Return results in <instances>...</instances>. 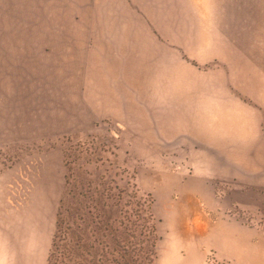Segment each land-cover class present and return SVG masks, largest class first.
<instances>
[{
  "label": "rangeland",
  "instance_id": "374dc122",
  "mask_svg": "<svg viewBox=\"0 0 264 264\" xmlns=\"http://www.w3.org/2000/svg\"><path fill=\"white\" fill-rule=\"evenodd\" d=\"M129 5L0 0L2 264H70L74 221L85 264H264L263 163L243 161L242 127L219 112L262 69L264 0H218L216 18L178 1ZM226 125L234 161L200 163L225 154L206 145ZM200 167L217 174L203 195ZM232 226L249 237L244 263L207 241Z\"/></svg>",
  "mask_w": 264,
  "mask_h": 264
},
{
  "label": "crops",
  "instance_id": "0c3cea01",
  "mask_svg": "<svg viewBox=\"0 0 264 264\" xmlns=\"http://www.w3.org/2000/svg\"><path fill=\"white\" fill-rule=\"evenodd\" d=\"M118 2H121L122 4H127V7L130 5L129 4H134V3H148V2H182L185 4L183 6V10L185 11H191V10H200L201 12L204 11V13H209L210 18H216L217 17V2L218 0H115ZM232 1V0H226ZM208 3V4H207ZM207 6V7H206ZM263 10H260L263 17H264V7L262 8ZM130 10H127V12ZM259 11V12H260ZM129 15L130 18H134L136 16H132V12ZM126 17L125 15L121 16H114L115 18V25L117 26V21L120 18ZM106 19V16H105ZM106 21V20H105ZM105 27L110 28L109 25L106 26L105 22ZM108 29H105V34H108ZM211 33L216 32V28L210 27L209 30ZM262 50V49H261ZM262 53L259 54V62L258 66L260 67L261 71L257 74H249L245 77L244 82L250 83V85L247 87V90L244 91L243 95L244 98L243 100H240L241 103H234V101H229L225 102L224 106L220 108L219 112L223 113V115L227 116L224 119L225 124L227 125H238L236 127L241 128L243 132V138L244 140V146L247 148L246 150V156L244 162H257V163H263L258 165V169L261 171H264V154L259 155L255 153V150H252V148L255 147H263L264 148V48L261 51ZM250 66H257L256 64H250ZM206 108H209L208 110H205L204 113H212L214 106L212 102L209 103V106ZM240 115V118L238 120H235L237 117H232V116H238ZM235 118V119H234ZM239 122L238 124H235ZM225 132L221 134L222 137L225 138V141L222 140V142H216V143H210V145H206L207 149L212 152L213 149H216L218 151L225 150V154H217L213 155L210 153L209 155L200 153L198 155V161L200 163H229L233 162L234 160L229 158L231 157L229 152V148L234 145V142L229 141L232 138L235 139V135L233 132H231L229 129H232V127H227ZM235 128V127H234ZM223 131V130H222ZM220 136V135H219ZM221 136L219 138H221ZM237 137H241L240 135H237ZM218 147V148H217ZM262 148L258 150V152H262ZM217 152V151H216ZM201 168V173L199 178H197L196 182L197 189L201 188L202 191L199 189V191H196V193L200 192L199 194L203 195L204 194V189H206L207 185L205 184L208 178H216V176H213L212 173H207L204 171L203 167ZM226 177L228 179H234L233 176L229 175L227 176V172L225 173ZM225 174L219 175L220 178L224 179L223 177ZM173 177V176H172ZM199 179V180H198ZM172 184H176V179H168L167 180V186L172 187ZM244 182V181H243ZM177 184H181V190L186 192V185H182V181L178 180ZM245 184V183H244ZM258 187L264 188V181L261 182L260 179L257 180ZM189 188V187H188ZM183 192V193H185ZM195 192V191H194ZM193 192L191 190H187V195L186 196H191ZM186 194V193H185ZM248 193H245L247 195ZM233 227H229V230H227L225 233L222 232L220 234H217L216 237L213 235L210 238V234L208 237L207 234V241L211 244L212 247L215 249L218 248L220 252L224 253L226 257H242V262L244 263V257L247 259L246 254L249 253V237H243V236H237L233 234ZM238 229V231H243V229L240 226L235 225V229ZM2 230V226L0 225V232ZM229 231V233H227ZM202 238V237H200ZM205 239L202 238L201 241L203 242ZM206 241V240H205ZM240 242L241 244H238ZM240 245V248L238 247ZM2 259V241L0 239V264ZM248 263V261H247Z\"/></svg>",
  "mask_w": 264,
  "mask_h": 264
},
{
  "label": "trees",
  "instance_id": "16d2710c",
  "mask_svg": "<svg viewBox=\"0 0 264 264\" xmlns=\"http://www.w3.org/2000/svg\"><path fill=\"white\" fill-rule=\"evenodd\" d=\"M119 197V202L122 201V197L121 196H118ZM137 213H140V215L138 214V219L139 220H144L143 219V214L141 212V210L137 211ZM101 215H104V212H102V214L99 212V214H97V216H101ZM105 215H109L108 212H105ZM150 217L152 218L153 217V214L152 212H150ZM101 219H102V216H101ZM117 222V218H114L113 217V214L111 216H109V219L107 220V225L108 224H115ZM76 224L77 222L74 221L71 225L67 224L66 228H65V232L66 234H69L70 235V247L68 249L69 251V263L70 264H85V261L83 260V256H84V244H82V239L81 237L79 236V234H77V231H76ZM155 231H156V226H152L151 227V232L150 234H145L143 236V233H141L140 237H144V240H147L148 238H150V235H154L155 234ZM119 239V238H118ZM155 246V244H154ZM154 246H152V248H154ZM143 249V248H141ZM120 250V242L119 240L115 239V246L113 247V252H116ZM99 262H101L99 260Z\"/></svg>",
  "mask_w": 264,
  "mask_h": 264
}]
</instances>
